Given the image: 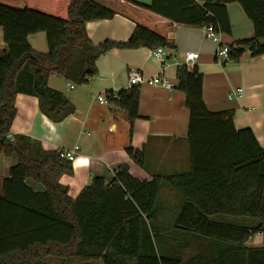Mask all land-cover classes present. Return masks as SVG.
<instances>
[{
	"label": "trees",
	"instance_id": "trees-1",
	"mask_svg": "<svg viewBox=\"0 0 264 264\" xmlns=\"http://www.w3.org/2000/svg\"><path fill=\"white\" fill-rule=\"evenodd\" d=\"M231 3L240 5L253 36L228 46L229 61L246 51L264 55V0H152L140 7L177 25H211L229 35ZM113 16L94 0H0V156L17 160L0 186V264H46L48 256L102 264H264V248L246 246L264 234V149L250 129L236 130L231 111L207 110L195 66L176 72V89L185 94L189 112L187 171L140 181L122 165L110 183L95 177L72 199L59 183L72 164L58 150L10 135L17 95L38 99L40 111L55 123L74 113L65 96L48 87L50 75L83 85L97 75L98 58L112 49H173L140 26L126 43L94 46L86 23ZM37 33L45 35V54L27 41ZM139 96L136 86L106 94L124 111L130 133L140 117ZM125 151L143 167L142 151ZM27 179L45 191H33ZM164 191L174 193L176 205L161 201Z\"/></svg>",
	"mask_w": 264,
	"mask_h": 264
},
{
	"label": "crops",
	"instance_id": "crops-1",
	"mask_svg": "<svg viewBox=\"0 0 264 264\" xmlns=\"http://www.w3.org/2000/svg\"><path fill=\"white\" fill-rule=\"evenodd\" d=\"M114 13L112 19L88 22L85 25L90 42L100 45L106 41L126 43L135 27L146 28L167 40L173 49L164 48L167 60L161 63L152 55V49H112L96 61L97 75L86 84L74 85L61 77L50 75L47 85L61 93L74 108V113L61 122L48 119L39 108L38 99L17 95L16 115L10 128L11 136H25L38 143L44 151L71 150L79 147L72 173L63 175L59 183L67 187L68 195L75 199L95 177L106 184L114 179L119 166L126 165L130 174L140 181L153 176H166L189 169L188 123L189 112L185 106V94L176 89V72L187 52L198 54L194 63L202 74V99L211 113L231 111L236 130L250 129L258 144L264 149V55L253 57L244 52L237 62H216L218 45L207 40L203 27L177 25L140 6H149L152 0H94ZM231 32L218 34L221 46H233L251 39L253 27L240 5H226ZM30 47L39 53L47 52L44 33L27 38ZM5 50L0 28V53ZM138 71L144 78L160 76L168 81L171 89L159 85L138 86L139 118L133 121L132 130L124 111L107 101L106 94L131 88L128 74ZM73 85V88L70 86ZM137 87V86H136ZM241 89V97L228 98ZM104 97L101 104L98 97ZM142 151L144 164L136 166L126 154V147ZM17 163L14 156H0L1 181L8 177L9 169ZM26 184L35 192L45 187L27 179ZM1 189V187H0ZM161 201L176 205L174 193L164 191ZM248 248H264V234L256 235L246 243ZM58 259L49 264H65ZM78 264H102L100 260L78 261Z\"/></svg>",
	"mask_w": 264,
	"mask_h": 264
},
{
	"label": "built area",
	"instance_id": "built-area-1",
	"mask_svg": "<svg viewBox=\"0 0 264 264\" xmlns=\"http://www.w3.org/2000/svg\"><path fill=\"white\" fill-rule=\"evenodd\" d=\"M203 35H204L205 39L211 40L218 45V48L216 50V56H215L216 62L220 65L228 62L230 49L228 46L219 45V43H220L219 35H218V33H216L214 31V28L211 25L203 27ZM152 55L154 58H156L158 61H160L163 64L167 60V56H168L165 49L161 48V47L154 49L152 51ZM183 59H184V61H183L182 66H185L188 69H190L193 67L194 63L198 59V54L194 53V52H187V53H185ZM128 77H129L128 80H129V86L130 87H133V86L138 87V86H142L144 84H149V85H159V86H162L166 89L172 88V85L168 81L161 78L160 76L155 77V78H151V79H147V78H144L138 71L131 70L128 74ZM70 88H73V85H71ZM242 93H243V91L241 89H239L234 93H230L228 95V98H232L233 96L234 97H241ZM98 101L101 104L106 103V99L102 96L98 97ZM78 151H79V147L77 145L74 146L71 150H58V157L60 159L67 160L72 164L76 160V154L78 153Z\"/></svg>",
	"mask_w": 264,
	"mask_h": 264
},
{
	"label": "rangeland",
	"instance_id": "rangeland-1",
	"mask_svg": "<svg viewBox=\"0 0 264 264\" xmlns=\"http://www.w3.org/2000/svg\"><path fill=\"white\" fill-rule=\"evenodd\" d=\"M49 260H51V262H59L58 259H54V258H48L47 261H46V264H49ZM78 261H81V260H78V259H75V260H69V261H61V262H65V264H78Z\"/></svg>",
	"mask_w": 264,
	"mask_h": 264
}]
</instances>
